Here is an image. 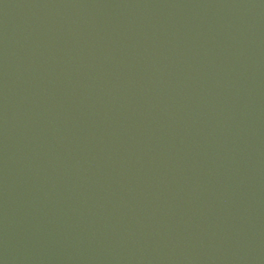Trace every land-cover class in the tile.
<instances>
[{
    "label": "water",
    "instance_id": "95a60500",
    "mask_svg": "<svg viewBox=\"0 0 264 264\" xmlns=\"http://www.w3.org/2000/svg\"><path fill=\"white\" fill-rule=\"evenodd\" d=\"M0 264H264V0H0Z\"/></svg>",
    "mask_w": 264,
    "mask_h": 264
}]
</instances>
